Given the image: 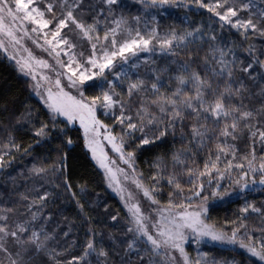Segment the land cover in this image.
<instances>
[{"label":"trees","instance_id":"trees-1","mask_svg":"<svg viewBox=\"0 0 264 264\" xmlns=\"http://www.w3.org/2000/svg\"><path fill=\"white\" fill-rule=\"evenodd\" d=\"M45 1L52 5L51 12L57 13L59 20L71 10L78 22L95 25L92 35L100 37V44L104 33L115 27L113 21L118 19L127 21L118 32V41L125 38L126 28H138L142 35L155 29L160 39L173 32L184 37L183 42L174 41L171 50H161L154 40L153 53L139 66L119 79L106 73L101 82L85 88L84 97L92 100L109 92L119 101L112 114L106 115L102 107L98 117L122 137L150 199L172 210L197 206L203 224L224 235L222 240L205 236L216 243H200L197 237L190 236L182 246L187 264H264L259 256L240 247L241 240L257 251L264 245V189L238 192L246 180L249 184L253 178L259 180V172L249 171V161L257 169L264 164V138L260 136L264 132V0H228V5L238 12L232 19H251L256 30L232 27L207 8L199 7L195 0L155 7L149 0H118L114 5H108L106 0ZM52 18L59 21L56 16ZM188 32L193 35L188 36ZM77 34L80 30L68 21L66 37L77 49L82 43L87 59L92 42L82 34L76 41ZM106 45L110 47L108 42ZM221 51L225 53L226 68L233 73L231 79L226 72H220L225 67L217 62ZM185 64L189 65L187 70ZM249 65V71H242ZM190 71L207 78L213 89H223L225 85L233 91L241 89L226 102L252 115L237 120L238 127L232 135L223 136L221 130L225 123H232L236 113L215 122L211 116L205 121L203 113L196 119L190 109H183L181 119L173 118L170 108L161 112L153 103L177 87L193 94L191 84L179 85L176 80ZM137 81H143V87L129 95V85ZM153 83L159 92L151 88ZM122 114L131 120L121 124ZM129 123L137 124V129H129ZM194 124L206 125L200 129L202 137L193 136ZM141 126L143 132L139 130ZM42 127L44 135H36ZM161 132L165 135L160 136ZM143 139L150 142L144 144ZM218 146L224 151H219ZM213 162L215 168L211 167ZM229 162L233 167H228ZM205 164L209 165L207 169ZM237 164H243V169L235 167ZM39 169L43 171H35ZM244 172H249L248 177H243ZM0 216L7 217L0 219V226L17 232L16 237L0 233V264H167L163 252L154 250L147 238L135 230V218L92 161L80 129L56 117L1 53ZM18 225L26 231L19 232ZM33 232L39 236L36 243L31 242ZM233 232L235 243L229 242ZM88 242L93 243L92 250L87 249Z\"/></svg>","mask_w":264,"mask_h":264},{"label":"snow or ice","instance_id":"snow-or-ice-1","mask_svg":"<svg viewBox=\"0 0 264 264\" xmlns=\"http://www.w3.org/2000/svg\"><path fill=\"white\" fill-rule=\"evenodd\" d=\"M196 4L201 8H207L209 12H213L216 16L219 17L220 20L224 21L225 23L230 24L232 27H242L247 29H253L256 30V25L253 23L251 19L247 21H240V20H233V17H236L238 12L237 9L233 6L228 5V0H215L214 3H206L205 0H195ZM106 3L108 5H114L118 3V0H106ZM149 3L151 6L155 7L157 5L159 6H165L169 4H176L177 0H149ZM37 5V0H0V33H4L7 37H9L12 40H15V42H19L16 40L14 35V30L11 28L9 24H6V18L12 22L15 21H27L32 24H36L39 26V28H47L49 26L50 21L44 19L45 12L41 11ZM244 8H247V5H244ZM217 9H221L223 11H217ZM52 6H47V11H51ZM137 21L139 20V17H135ZM68 21H71V23L75 24L76 28L80 29V31L83 33V36L85 38H88L89 40L92 39L90 36V33L96 31L95 25H85L83 23L78 22L74 17L71 10L67 12V15L65 18H62L58 21L56 25V30L52 32V40H46V43L53 45L52 51H55L56 47H58L60 44L66 45L68 48L74 47L67 39H65L63 36H61V30L68 26ZM113 23L115 24V27L109 29V31L104 33L103 39L104 41H107L110 45L111 51H109L108 46H101L99 49L101 55L99 59L95 58L97 53V44H92L93 52L92 55L83 63H78L75 61H69L67 64L65 62L58 60L57 62L61 65V67H67L68 71L70 72V75H68V80L70 81V87H78V85H83L85 82L93 80L95 76L103 77L106 69H111L114 65V61L116 58H119L120 61L123 63H127L129 59V54L131 56H136L138 52H147L150 50H154L153 48H150V45H152V42L156 40L159 43V47L161 50H171L173 46L174 41L183 42L184 37L180 36L178 37L174 32L171 34L170 37H166L164 39H160L158 36V33L155 29H153L151 32L147 33V35H142L140 30L132 29V28H126L124 32L126 33L125 38L122 41L117 40V35L119 30L122 28L123 25L127 24V21L123 19L114 20ZM33 32L37 31V28L31 29ZM198 31V29H197ZM133 32L135 33L133 35ZM264 35V32L261 33ZM188 36L193 35L192 32L187 33ZM111 37V38H110ZM96 41L99 42L100 37H95ZM215 39V37H213ZM53 41H55V44H53ZM0 46H3V42L0 41ZM175 54V53H172ZM60 53L56 52V56L59 57ZM225 53L223 51L220 52V59L217 61L221 65H225V61L223 60V56ZM215 59V57H214ZM19 63V61H18ZM38 64H41L43 67H48L47 63L44 61H37ZM73 63H76V67L73 68ZM205 63L207 64V58H205ZM22 70L24 67H30L29 65H21ZM184 68L187 70L189 68V65L185 64ZM251 68V65L248 67L242 69V71H249ZM95 70V71H93ZM221 73L226 72L229 79L232 78V71L228 70L225 67H221L220 69ZM213 73L215 74V70H213ZM35 79V77H33ZM119 79V77H117ZM158 79V78H157ZM176 80L179 85H192L193 94L186 93L182 88L177 87L174 91L171 92L170 95H160L157 100H154L153 103L156 104L161 112H165L168 108L171 109V115L173 118H183L182 117V110L183 109H190L191 113L196 114V119H200L201 113L205 114L203 116V119L207 121L208 117L211 116L214 118L215 122H219L222 118H226L229 116H232L233 113H236L237 115L233 117L232 123L228 124L225 123L223 129L221 130V135L223 136H229L232 135L233 132L236 131L238 124L237 120L239 119H248L251 117L252 113L248 111L241 112L239 108L234 107L230 104H228L226 101L227 99L235 94H238L241 89H236L233 91V89L229 85H225L223 89H220L219 86H217L216 89L212 88V85L209 83L207 78L201 77L200 73L196 71H190L187 72V75H179L176 77ZM60 80L57 79L55 81L56 87L59 89V91L55 94L49 90L47 100L45 101L47 104V107L50 109L53 113H58L61 116H64L67 118L69 122H73L77 119L80 121L81 127L84 129V134L87 140V137L90 133H96L99 134L96 131V126H101L100 121L96 118V112L95 107L97 104V101H100L102 106L111 108L114 105L118 104L119 101L115 100L113 98L112 94H109V92H103L102 96H97L94 99H92L90 102H86V98H83V93H80L81 99H77L76 96L71 95L69 92L64 91L63 88L60 87ZM143 87V81H137L135 83H131L128 88L129 95L134 90H139ZM151 88L159 92V88L157 87L156 83H153L151 85ZM207 97V98H206ZM167 106V108H166ZM122 107V105H121ZM131 120V117H125L123 114L120 117L119 122L121 124L124 123V120ZM153 121L149 120V123H152ZM44 127H47L46 125ZM44 127H42L39 131H37L36 135H44ZM127 127L131 130L137 129V124L129 123ZM205 124H200L199 126L193 125L192 127V134L194 137H202L204 133L200 131L201 128H205ZM229 129L232 131L230 132ZM141 132H143V126L139 129ZM165 135L164 132L160 133V136ZM255 135V134H254ZM260 136L264 138V132L260 133ZM105 139L109 140V142L112 143V147L114 151L122 152V146L118 147L116 143H114L115 137L111 135L105 136ZM233 139L235 137L233 136ZM94 141L88 140V146L91 147L92 143ZM142 142L144 144L149 143L150 141L148 139H143ZM68 143H71V140L68 141ZM219 151L223 152L224 149L218 146ZM93 155L95 156L96 149L92 148ZM123 155V153H122ZM129 158L132 157V153L127 154ZM234 156V153H233ZM220 159L219 156L216 157V160L218 161ZM247 159V158H245ZM128 162L127 160L125 161ZM101 167H105L103 163H101ZM209 167L208 164H205V169ZM212 168L216 167L215 162L211 164ZM228 167L231 168L233 165L231 162H229ZM237 168L243 169V164H237L235 165ZM35 171H43V169L35 170ZM249 171L252 173L259 172V180L257 181L255 178L251 180L252 184L259 183L261 185H264V164H261L259 169L252 166L251 161H249ZM191 175V171L189 172ZM201 175H204L206 173H200ZM249 172H244L243 177H248ZM171 182V181H170ZM237 184L240 183V180L236 181ZM140 187L141 185H137ZM248 186V181H245L244 187ZM177 188L180 187L179 184L176 185ZM196 195H199L200 193H195ZM144 195L146 197H150V192L148 190L144 191ZM26 199V197H25ZM46 199V197H41V200ZM206 199V198H205ZM153 203H158V201L153 200ZM203 211H206V209H202ZM256 211L257 209H253ZM11 211V209H9ZM129 211L132 213L133 217L135 218V223L137 224L136 231L140 232L142 235H144L148 242L153 246V249L161 248L164 246H170L173 248H176L179 250L181 256L185 260V264L187 262V254L184 252L183 247L179 243L175 242V237L173 236L171 229L165 230L164 228H161V230L157 233V237H154L153 235L149 234L146 227L141 223V220L143 219L141 215V210L138 205H132L129 207ZM244 211H247V209H244ZM35 214H33V219H35ZM0 219L6 220L7 217L0 216ZM182 223L176 224L177 232L176 236H179L180 239H183V234L179 232L180 228L188 227L192 228L194 231L196 230L197 225L202 226V230L200 232L201 235L204 236H211L213 240H222L224 239L223 234H217L213 232L209 226L204 225L203 221L200 219V213H185L183 216H181ZM155 226V225H154ZM18 231L24 232L26 229L22 225H18ZM129 231H133V229H129ZM238 231V230H237ZM0 233H4L6 235H11L12 237L17 236L16 231L9 232L6 227L0 226ZM39 239V236L36 232L32 233V243H36V241ZM229 242L235 243L236 242V232H233V235L231 238H229ZM132 245L129 244V248H131ZM240 247L247 248L249 252L252 253L254 256H259L261 260H264V245H262L261 250L257 251V249L252 246V244H246L243 240L240 241ZM94 248V245L92 242H88L87 249L92 250ZM85 255H87V251L85 252ZM100 255H106L104 252H100ZM15 264V262H13Z\"/></svg>","mask_w":264,"mask_h":264},{"label":"rangeland","instance_id":"rangeland-1","mask_svg":"<svg viewBox=\"0 0 264 264\" xmlns=\"http://www.w3.org/2000/svg\"><path fill=\"white\" fill-rule=\"evenodd\" d=\"M48 5L51 4H48L45 0H37L36 6L39 7L41 11L45 12L44 19L50 21L47 28H39L38 25L29 23L27 21L12 22L6 18L5 23L9 24L14 30L15 38L19 42L17 43L15 40L7 37L4 33H0V41L3 42V46H0V53L29 81V84L35 95L42 102H44L46 106L47 104L45 101L47 100L49 90H51L53 94L59 91L55 85V81L57 79L60 80V87L63 88L64 91L76 96L77 99L82 98L80 96V93L82 92L83 98H85V88L95 81L101 82L106 73H112V76L116 79H118L117 77L121 78L126 73L139 66L140 63L145 61V59H147L153 53V50H150L147 52H138L136 56H131L129 54V59L126 64L120 61L119 58H116L113 67L110 70L106 69L103 77L95 76L93 80L87 81L83 85H78V87H70V81L67 78L68 75H70V72L68 71L67 67H61L57 61L60 60L67 64L71 60L83 64L92 55L93 48L92 45L89 46L86 53V55L89 56L87 59L84 58L85 53L82 43H80L78 49L76 47L68 48L66 45L60 44L58 47H56L55 51H52L53 45L46 43V40H52V32L56 30V25L58 23V21L52 17L56 16L59 20V15L54 12L52 13L51 11L53 9L51 11H47ZM33 28H37V31L33 32L31 30ZM67 30L68 26L63 28L61 30V36L69 41V37H66ZM81 34L83 35L81 31L80 34H77V37H75L76 41H79ZM90 36L92 37L91 40L85 38L84 36L83 38L91 41L92 44H97L98 50L95 58L99 59L101 55L99 49L102 45L107 46V41H103L101 45L100 42L96 41L95 36H93L92 33H90ZM53 44H55V41H53ZM152 47L153 46H151V48ZM109 51H111L110 47ZM56 52L60 53L59 57L56 56ZM37 61L46 62L48 67H43L41 64H38ZM21 65H29L30 67H24L22 70ZM72 66L75 68L76 63H73ZM33 77H35V79ZM113 84L114 81L112 80L111 85ZM90 101L91 100L86 99V102ZM102 107L104 106H102L101 102L97 101L95 107L96 118L100 121V125H102V127L96 126V131L99 134L97 135L96 133H90L87 137V140L84 134V129L80 125L79 119L69 122L66 117L61 116L58 113H52L56 117L66 121L70 126L80 129L84 137L85 147L92 161L103 172L107 180H109V182L116 189V192L118 193L126 209L129 210V207L132 205H138L140 207L141 215L143 217L141 223L146 227L149 234L157 237V233L161 230V228H164L165 230L171 229V232L175 237V242L179 243L181 247L185 242L189 241L190 236H192V238L197 237V242L200 243H216L205 238V236H201L200 233L195 234V231L201 232L199 229V227H201L200 225L195 226V231L188 227L180 228L179 232L183 234V239H180L179 236H176V224L182 223L180 219L181 216H183L185 213H197L201 210L197 206H185L184 209L172 210L171 208L161 207L157 203H153L152 199L144 195V191L146 189L139 180L138 172L133 164L132 157L129 158L127 155L128 153L125 150L122 137L115 135L113 131L107 127L98 117L99 110ZM114 108L115 106L111 108L104 107L105 114H112ZM107 135L115 137L114 143H116L118 147L122 146V152L113 150L112 143L105 139V136ZM88 140L94 141L91 147L88 146ZM92 148L96 149L95 156L93 155ZM126 160L128 161L127 163L125 162ZM101 163H103L105 167H101ZM138 184L141 186L138 187ZM244 184L245 183L239 187L238 192H249L264 189V185L259 183H248L247 187H244ZM193 243L195 242L193 241ZM158 249L166 256L167 264H185V260L181 256L178 249L170 246H164Z\"/></svg>","mask_w":264,"mask_h":264}]
</instances>
